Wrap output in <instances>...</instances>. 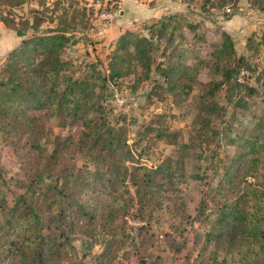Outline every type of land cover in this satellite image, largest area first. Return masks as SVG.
Instances as JSON below:
<instances>
[{
  "label": "trees",
  "instance_id": "1",
  "mask_svg": "<svg viewBox=\"0 0 264 264\" xmlns=\"http://www.w3.org/2000/svg\"><path fill=\"white\" fill-rule=\"evenodd\" d=\"M26 1L0 0V21L23 37L0 68V148L11 146L18 157L19 174L12 182L21 189L11 198L9 182L0 171V264H73L75 233L96 237L102 244L92 264H127L132 250L151 245L147 227L129 232L127 213L135 210L143 219L153 218L174 188L188 187L192 176L184 152L156 165L143 163L138 142H129L126 125L110 120L96 87L98 81L104 89L108 80L132 74L148 78L155 70L163 78L159 99L189 90L191 69L176 37L192 31V24L179 13L163 16L151 27L150 37L127 30L110 56L109 75L93 67V77L82 78L71 74L73 62L63 55L75 35L74 14L65 11L57 28L42 32L44 9L18 20L16 9ZM212 1L203 0L204 7ZM227 1L220 0V5ZM251 2L264 12V0ZM155 37H165L170 51L167 62L154 67ZM258 44L249 38L246 46ZM260 44L264 45V30ZM219 45L212 52L215 74L198 102L197 116L205 124L221 115L216 93L231 82L234 66L239 70L247 64L244 56H237L227 32L221 33ZM245 87L251 95L258 93ZM50 117L76 135L70 143L58 135L61 145L48 151L42 139ZM252 117L250 124L233 117L225 128L231 150L217 182L199 200L196 215L202 231L194 238L196 255L190 264H264V100ZM160 120L147 125L145 136L154 133L186 148L181 132L161 126ZM76 155L83 157L86 169L76 165ZM114 195L119 196L115 204L108 200ZM171 217L173 231L183 236L190 215L179 210Z\"/></svg>",
  "mask_w": 264,
  "mask_h": 264
},
{
  "label": "rangeland",
  "instance_id": "2",
  "mask_svg": "<svg viewBox=\"0 0 264 264\" xmlns=\"http://www.w3.org/2000/svg\"><path fill=\"white\" fill-rule=\"evenodd\" d=\"M34 9L43 10L47 21L41 31H48L59 26V16L65 11L76 17L74 37L65 44L63 55L73 62L71 74L75 77H93V67L102 75H109V60L117 46V40L127 30L150 37L151 27L163 16L183 14L192 24V31L186 30L183 37L177 36L181 43L185 63L191 69V88L181 95L175 91L167 93L161 99L158 94L162 89V76L152 71L148 78L132 74L118 80L107 82L102 89L98 81L97 94H103L101 104L105 113L114 123L124 124L129 129V142H138L141 160L147 165H156L166 156L175 158L186 154V167L192 176L190 184L174 188L162 201V207L151 219L139 217L135 210L127 213L129 232L137 233L140 227H147L150 247H141L131 251L127 264H190L196 255L194 238L202 231L197 220V207L202 193L217 182L221 165L230 153L226 144L225 128L233 117L250 124L252 113L259 112L264 100V45L260 44L264 30V12L252 5L251 0H228L220 5V0H213L204 7L203 0H27L16 9L19 18L32 17ZM54 18V21H50ZM227 32L233 42L237 56H244L247 64L239 68L234 66L230 83L225 82L216 93V101L222 107L221 115L202 123L198 118L200 91L207 88L214 71L211 70L212 52L220 46L221 33ZM29 33V32H28ZM259 43L258 47L247 49V42ZM0 39L18 46L23 37L7 28L0 21ZM155 49L153 66L158 62H167L170 48L166 39L154 38ZM252 46H254L252 44ZM8 53L0 58V68ZM141 71V68H139ZM133 86L135 90L132 89ZM249 86L258 93L251 95ZM150 93H154L150 98ZM124 100V101H122ZM171 130L180 131L186 148L158 139L154 133L145 136L147 125H155L157 120ZM58 135L70 141L76 135L74 129L63 127L56 117H50L42 146L51 151L59 147ZM73 154L68 155L72 158ZM75 158L76 165L86 169L82 156ZM0 171L9 182V195L21 191L12 182L18 177V157L11 146L0 148ZM115 204L119 196L108 197ZM179 210L190 215L187 218V231L183 236L176 234L172 227V217ZM152 233V236H151ZM73 264H92V257L102 250V244L96 237L83 233L72 236Z\"/></svg>",
  "mask_w": 264,
  "mask_h": 264
},
{
  "label": "crops",
  "instance_id": "3",
  "mask_svg": "<svg viewBox=\"0 0 264 264\" xmlns=\"http://www.w3.org/2000/svg\"><path fill=\"white\" fill-rule=\"evenodd\" d=\"M14 44L15 43L13 42L6 43L4 40L0 39V58L5 56L7 53H9L14 48Z\"/></svg>",
  "mask_w": 264,
  "mask_h": 264
},
{
  "label": "built area",
  "instance_id": "4",
  "mask_svg": "<svg viewBox=\"0 0 264 264\" xmlns=\"http://www.w3.org/2000/svg\"><path fill=\"white\" fill-rule=\"evenodd\" d=\"M122 101H124V100H122Z\"/></svg>",
  "mask_w": 264,
  "mask_h": 264
}]
</instances>
